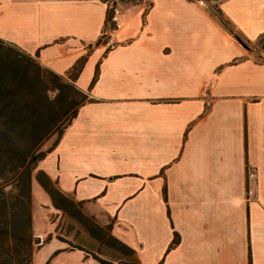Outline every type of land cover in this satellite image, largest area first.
I'll return each instance as SVG.
<instances>
[{
    "label": "crops",
    "instance_id": "1",
    "mask_svg": "<svg viewBox=\"0 0 264 264\" xmlns=\"http://www.w3.org/2000/svg\"><path fill=\"white\" fill-rule=\"evenodd\" d=\"M114 1L120 26L102 38ZM122 1L0 0L1 41L65 80L85 58L88 102L38 169L138 264H264V60L199 0ZM218 8L244 41L264 34V0Z\"/></svg>",
    "mask_w": 264,
    "mask_h": 264
},
{
    "label": "trees",
    "instance_id": "2",
    "mask_svg": "<svg viewBox=\"0 0 264 264\" xmlns=\"http://www.w3.org/2000/svg\"><path fill=\"white\" fill-rule=\"evenodd\" d=\"M122 2L137 4L139 0ZM208 9L226 32L234 39H241L217 4ZM109 21L110 10L103 33L112 28ZM252 44L254 51L264 53V34ZM84 62L85 58L80 59L65 80L41 67L35 56L0 40V264H31V174L36 163L56 147L79 108L88 102L86 94L75 86ZM96 78L97 69L91 85ZM56 132L53 145L36 154ZM5 181H11L14 192L4 191ZM36 181L55 210L72 212L73 201L43 172L37 173ZM107 227L110 230L111 226ZM178 241L174 234L171 247ZM110 242L111 250L122 259L121 264H138L131 249L112 237ZM91 257L98 264H112L96 255Z\"/></svg>",
    "mask_w": 264,
    "mask_h": 264
},
{
    "label": "rangeland",
    "instance_id": "3",
    "mask_svg": "<svg viewBox=\"0 0 264 264\" xmlns=\"http://www.w3.org/2000/svg\"><path fill=\"white\" fill-rule=\"evenodd\" d=\"M201 2H203L208 8L214 6V4L218 5V0L216 1L204 0ZM117 3L118 2L115 1L109 3L108 10L112 8L118 9V7H116ZM109 24L112 25L110 21ZM111 29H109L105 33H102V38H104V36L106 35L109 36L111 34L109 33ZM240 40H242L244 44L248 47V50L246 51H248V55L251 58L257 61L264 60V53H257L256 51H254L252 44L253 42L250 45L248 41H244L242 38ZM259 57H262L263 59ZM61 127L62 126H59V129ZM56 135L57 132L51 137H49L41 145L40 149L36 152V154L40 152H45L47 149H49L53 145L56 139ZM39 162L36 163V168L34 172H32L31 174V223H32L31 264H33L34 260L36 264H62V263L72 264V260H73L72 254L75 250H83L84 253L86 252L91 259H92L91 255H96L111 263L113 262L112 264H121L122 259L119 257L118 254L113 252L110 248L111 236L108 227L105 225H99L94 219L85 216L82 213L81 206H79L78 203H75L73 201L75 206L73 207L71 213L69 212L62 213L57 210H54V212L47 211L41 197L37 193L32 192V185L38 184L36 181L37 173L42 172L38 169ZM39 178L41 177L39 176ZM255 179H256V175H255ZM6 184L7 185L4 187V191L14 192V186L11 183V181L6 182ZM251 184H254V181L250 183L251 189L254 192V189ZM34 209L36 211L35 216H34ZM33 217H35V220H33ZM62 255H65L66 258L69 257L67 261H62V262L58 261V257L60 256L62 257ZM92 261L94 262V264H98L95 260L92 259Z\"/></svg>",
    "mask_w": 264,
    "mask_h": 264
},
{
    "label": "built area",
    "instance_id": "4",
    "mask_svg": "<svg viewBox=\"0 0 264 264\" xmlns=\"http://www.w3.org/2000/svg\"><path fill=\"white\" fill-rule=\"evenodd\" d=\"M119 10L116 8L110 9V23L112 24V29L109 33L114 32L119 27ZM109 45V43H108ZM246 199H252L254 197V192L251 189L250 183L255 181V173L252 170H248L246 175Z\"/></svg>",
    "mask_w": 264,
    "mask_h": 264
},
{
    "label": "water",
    "instance_id": "5",
    "mask_svg": "<svg viewBox=\"0 0 264 264\" xmlns=\"http://www.w3.org/2000/svg\"><path fill=\"white\" fill-rule=\"evenodd\" d=\"M235 40L242 48H244L245 50H248V47L244 44V42L242 40H240V39H235ZM259 58L263 59L262 57H259Z\"/></svg>",
    "mask_w": 264,
    "mask_h": 264
}]
</instances>
